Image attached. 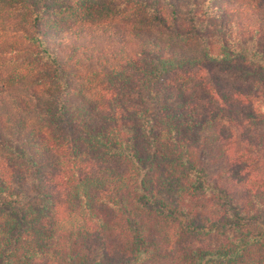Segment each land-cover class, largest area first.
Masks as SVG:
<instances>
[{"label":"trees","instance_id":"obj_1","mask_svg":"<svg viewBox=\"0 0 264 264\" xmlns=\"http://www.w3.org/2000/svg\"><path fill=\"white\" fill-rule=\"evenodd\" d=\"M0 264H264V0H0Z\"/></svg>","mask_w":264,"mask_h":264},{"label":"rangeland","instance_id":"obj_2","mask_svg":"<svg viewBox=\"0 0 264 264\" xmlns=\"http://www.w3.org/2000/svg\"><path fill=\"white\" fill-rule=\"evenodd\" d=\"M127 12L128 11H122L121 13L117 14V11H114V12H111L109 14L111 15H117L119 17H124V16H127ZM130 16H132L133 14L132 13H129ZM118 17V18H119ZM217 75H218V87H222V88H225V89H229L231 88V85L232 83H237V80L234 78V76L232 74H228V73H219L218 71H216ZM217 84V81L216 83ZM239 120H244V117L243 116H239ZM220 122V123H219ZM217 122V128L219 130L218 133H216L214 131V127H210L208 128L207 131L204 132V135L205 136H208L210 134V136H217V135H220L222 136V139H225L227 138V136L231 135L233 132L235 133H238V131L236 130V124L235 123H230L228 122L227 120H223V121H219ZM233 131V132H232ZM212 143V141H211ZM213 154L214 156L216 154H218V152L216 150L213 151V153L211 152L210 153V150H208L207 148L205 150H203V159H202V162H203V166H204V169L206 170V172L208 173L209 176L215 174V173H218V171L221 169V166H223L224 164V160H222V158L224 157H219V162L217 164L213 163L211 161V157L209 159V155ZM212 156V155H211ZM261 166V164H259V167Z\"/></svg>","mask_w":264,"mask_h":264}]
</instances>
